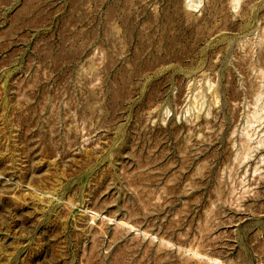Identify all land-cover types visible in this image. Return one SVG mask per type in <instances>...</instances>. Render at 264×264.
I'll list each match as a JSON object with an SVG mask.
<instances>
[{"label":"rangeland","instance_id":"374dc122","mask_svg":"<svg viewBox=\"0 0 264 264\" xmlns=\"http://www.w3.org/2000/svg\"><path fill=\"white\" fill-rule=\"evenodd\" d=\"M0 264H264V0H0Z\"/></svg>","mask_w":264,"mask_h":264},{"label":"bare ground","instance_id":"6f19581e","mask_svg":"<svg viewBox=\"0 0 264 264\" xmlns=\"http://www.w3.org/2000/svg\"><path fill=\"white\" fill-rule=\"evenodd\" d=\"M245 151H246V150H245ZM261 152H262V151H261ZM240 163H241V162H240ZM256 171H257V168H256ZM244 175H245V173H244ZM254 179H255V178H254ZM252 182H253V181H252ZM262 182H263V181H262ZM90 215L93 216V217H94V216H98L97 213H93V212H91ZM123 223H124V222H123ZM120 224H121V223H120ZM117 225H118V224H117ZM125 225H126V224H125ZM128 227H129V226H128ZM132 228H133V227H132ZM129 229H130V227H129ZM134 230H135V229H134ZM136 232H137V231H136ZM142 234H143V233H142ZM161 242H162V241H161ZM189 251H190V250H189ZM195 251H196V250H195ZM191 253H192V252H191ZM194 254H195V253H194ZM195 255H196V254H195ZM199 256H200V254H199ZM199 256H198V257H199ZM201 257H202V256H201ZM201 260H202V259H201ZM201 260H200V261H201ZM212 260H213V259H212ZM217 260H218V259H217ZM217 260H216V261H217ZM213 262H214V261H213ZM218 262H219V261H218ZM216 263H217V262H216Z\"/></svg>","mask_w":264,"mask_h":264}]
</instances>
